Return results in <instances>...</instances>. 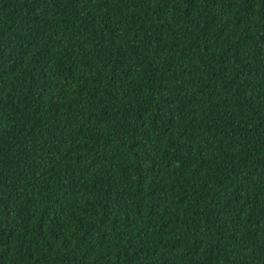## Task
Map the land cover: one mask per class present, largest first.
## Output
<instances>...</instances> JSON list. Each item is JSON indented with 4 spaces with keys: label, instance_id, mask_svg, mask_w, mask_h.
Instances as JSON below:
<instances>
[{
    "label": "trees",
    "instance_id": "obj_1",
    "mask_svg": "<svg viewBox=\"0 0 264 264\" xmlns=\"http://www.w3.org/2000/svg\"><path fill=\"white\" fill-rule=\"evenodd\" d=\"M0 264H264V0H0Z\"/></svg>",
    "mask_w": 264,
    "mask_h": 264
}]
</instances>
